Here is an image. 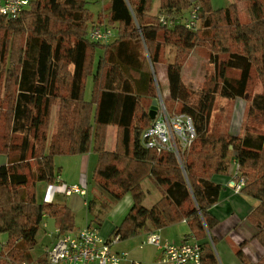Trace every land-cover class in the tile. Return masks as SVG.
<instances>
[{
    "label": "trees",
    "instance_id": "obj_1",
    "mask_svg": "<svg viewBox=\"0 0 264 264\" xmlns=\"http://www.w3.org/2000/svg\"><path fill=\"white\" fill-rule=\"evenodd\" d=\"M149 3L111 0L109 24L119 25V38L112 45L90 40V31L101 25L89 31L94 22L85 0H34L17 19L0 13V32L11 37L29 33L18 55L15 48L9 52L0 42V83L5 75L0 155L8 159L0 165V234L7 236L0 264H31L37 233L46 218L54 221L60 235L75 230V216L67 204L41 202L37 197L39 183L54 184L59 176L54 164L57 155L96 154L93 180L97 185L115 200L131 196L132 206L112 235L120 241L186 220L187 237L200 241L202 263L216 264L209 234L218 221L210 210L222 186L213 178L226 173L232 159L246 177L241 192L258 202L248 219L264 228V135L246 132L239 138L214 127L209 130L218 95L245 98L252 74L264 81V0H246L249 22L239 20L236 4L213 11L209 0H162L160 13L196 5L199 23L203 21L205 27L202 32L186 28L185 19L174 18L172 27L162 25L160 14L148 12ZM162 31L164 42L169 39L179 48L167 65L170 99L181 102L175 112L192 118L197 135L182 164L171 152L158 153L144 146L156 98L148 66L159 62ZM206 43L213 51L215 69L192 100L182 81L183 65L189 50ZM100 46L105 54L90 73L89 55H96ZM233 71L239 75L230 76ZM89 74H93L92 97L85 100ZM61 90L68 92L67 97ZM146 99L148 105L142 103ZM249 100L250 116L260 121L264 91ZM57 102L56 132L48 138ZM110 126L118 130L112 151L106 147ZM146 179L162 194L150 208L144 205Z\"/></svg>",
    "mask_w": 264,
    "mask_h": 264
},
{
    "label": "rangeland",
    "instance_id": "obj_2",
    "mask_svg": "<svg viewBox=\"0 0 264 264\" xmlns=\"http://www.w3.org/2000/svg\"><path fill=\"white\" fill-rule=\"evenodd\" d=\"M4 0H0V4L3 3ZM34 0H29V3ZM87 3V9L93 16V22L89 31L94 27L101 25L100 27H111L114 29V39L108 44L112 45L119 38V25L118 24H109V15H110V4L111 0H85ZM195 2V1H194ZM210 7L213 11L227 8L231 4H236L239 10V20L241 22H249V15L247 12L246 0H209ZM162 4V0H150L149 3V13L152 15L157 14H166L173 18H179L180 20H184L188 18L190 11L194 8L193 5L191 8L184 9L181 11H173L172 14H168L165 12H159ZM160 16V15H159ZM177 16V17H176ZM215 20V18H214ZM199 32L204 31L205 27H203V21L199 23ZM165 31L160 33V41L162 43V47L160 50V58L159 62L156 65H149L148 68L152 72L154 77V87L156 91L157 101V109L155 110V117L157 115L158 108L165 107L168 112L173 113L177 110L181 109V102L172 101L169 97H166L167 84L169 87V81L167 74H162L161 69H164L163 66H167L169 63H172L176 58L178 53V46L173 45L169 39L167 42H164L163 34ZM29 33H22L16 37H11L7 33L1 31L0 32V42L3 40L4 46L7 47V50H12L15 48V52L18 55L19 49H24L26 44L25 40L27 39ZM141 42V41H140ZM142 50H146L144 43H142ZM111 47L109 48V50ZM101 51V52H100ZM100 51H96V55L90 53L89 61L90 65H88L89 72H95V66L98 65L97 61L101 58V54H105V49H102L100 46ZM213 51L208 43L201 44L194 47L192 50H189L186 54L184 67L182 72V81L186 85L190 94H192V100H196L199 93L206 86V83L211 75L214 73V64L211 63V56ZM147 55V54H146ZM220 59L223 58V55L218 56ZM95 64V66H94ZM93 65V67H92ZM97 68V66H96ZM167 68V67H166ZM160 70V71H159ZM161 72V74H159ZM5 74V72H1ZM103 74V73H102ZM237 71L231 72L230 76L236 77L238 76ZM5 75L3 76V80L0 83V98L4 95L3 83H4ZM167 82V83H166ZM92 88H93V74H89L86 79V87L84 90V98L85 100H90L92 97ZM264 91V81L258 76V74H252L251 83L248 90V97L245 98H236V99H225L220 97L219 95L216 97V102L214 105L212 118L209 125V130L214 127L215 131H223L225 133L231 134L233 136L242 138L246 135V132H251L253 134L261 133L264 135V117H260V121H256L252 116H250V100L249 98L253 97L255 94ZM60 94L63 97H67V91H60ZM57 102L52 109L51 120L48 129V138H50L55 132L57 127V120L59 115L60 106ZM143 104L148 105L150 103L149 100H143ZM155 119V118H154ZM108 137V133H107ZM112 141V136L109 137V143ZM117 141V140H116ZM116 146V145H115ZM232 149V147H231ZM233 153V152H232ZM186 155V154H185ZM4 156L0 155V158ZM185 157V156H184ZM235 159H232L229 163L228 169L231 172V179L233 181V176L236 172L241 173L240 167L234 165ZM95 163V162H94ZM54 164L58 170H60L59 176L61 177H74L75 180L78 178V171L80 168V156L79 155H57L54 158ZM96 167V166H95ZM92 169L89 171V175H87L86 185H87V194L84 196V201H86L89 206V201H93V209L90 210L87 206L79 205L75 216V229L85 228L88 222L92 226H95L97 216L102 218V228H111L113 225V220H115L116 214L120 211H124L126 209L125 204L129 202V199L115 200L112 196L102 189L97 183L93 180ZM227 169V170H228ZM243 176V174H240ZM244 177V176H243ZM246 180V177H244ZM65 180V179H64ZM46 184V183H45ZM39 185V184H38ZM37 185V187H38ZM144 187L146 189V199L144 200L145 206H150L154 199H156L157 191L154 188H158L154 182L150 179L144 180ZM46 186L43 185L41 187V191L45 189ZM74 196V195H72ZM70 196V197H72ZM79 196V195H78ZM66 196L58 197L60 201H67L68 198ZM131 198V197H130ZM125 199V200H124ZM92 204V203H91ZM119 207V208H118ZM118 210L115 212V210ZM94 223V224H93ZM45 224H47V228H45ZM54 221L50 218H46L44 224L41 225L39 229V240H37V245L33 249L32 253L35 256H40L43 254L44 258H46V251L43 253L44 246H48L46 244H50L52 241L54 242V237H49L47 233L53 234L54 229ZM54 229V230H53ZM50 231V232H49ZM169 236H174V232L168 231ZM55 233V232H54ZM146 233H142L143 237L145 236L144 242L141 244L142 250L141 252H146V257L150 261V264H164V255L163 252L158 251L155 246H151L146 244L147 236ZM141 235V236H142ZM140 236V235H139ZM138 237V236H136ZM7 241V236L5 234H0V259L2 258L3 246ZM141 241V238L138 239ZM52 242V243H53ZM200 242V241H199ZM51 243V245H52ZM124 246V245H123ZM33 256V255H32ZM131 256V255H130ZM132 258V257H131ZM34 259V258H33ZM47 259V258H46ZM138 260V259H137ZM37 260H33L34 263ZM139 261V260H138ZM140 262V261H139ZM31 263V264H32ZM141 263V262H140ZM142 264V263H141Z\"/></svg>",
    "mask_w": 264,
    "mask_h": 264
},
{
    "label": "built area",
    "instance_id": "obj_3",
    "mask_svg": "<svg viewBox=\"0 0 264 264\" xmlns=\"http://www.w3.org/2000/svg\"><path fill=\"white\" fill-rule=\"evenodd\" d=\"M29 5V0H4L0 4V13L8 19H17ZM162 25L172 27L175 24L173 17L160 14ZM183 23L188 29H197L199 26L198 7L194 6ZM89 38L97 43H109L114 39V29L111 27H95L90 31ZM193 120L190 116L173 112L165 107H159L152 124L146 129L143 139L146 148H153L158 153L171 152L176 155L182 164L187 152L196 138ZM239 168V164L234 162ZM245 178L236 172L231 187L234 192L240 193ZM62 187L66 197L87 194L86 185H67L58 176L56 182ZM58 186V187H60ZM186 222V220H184ZM57 239L46 249L48 264H141L131 258L127 251L116 252L114 246L120 241L117 237H103L93 227L75 229L60 235L59 229L53 234ZM146 244L155 246L163 251L164 260L170 264H203L200 242L193 236L187 237L181 245L164 242L159 230L147 234Z\"/></svg>",
    "mask_w": 264,
    "mask_h": 264
},
{
    "label": "crops",
    "instance_id": "obj_4",
    "mask_svg": "<svg viewBox=\"0 0 264 264\" xmlns=\"http://www.w3.org/2000/svg\"><path fill=\"white\" fill-rule=\"evenodd\" d=\"M162 67L164 68L161 69L162 74H167V66L162 65ZM161 72H159V74H161ZM165 91L166 97H169L170 91L168 84ZM117 132L118 130L114 126H110L108 128L106 147L110 151L115 149ZM110 136H112V141L109 143ZM79 156L80 168L78 171V178H76L75 180L74 177L66 178L63 177V174L61 176V180L67 185H86V179L87 175H89V171L91 170V168H93V172L97 164V155L94 153H88ZM7 163L8 159L6 157L0 158V165ZM213 180L222 186V191L220 193L219 200L216 204L212 206L210 210L212 216H214L218 221L217 225L212 229L209 234L210 240H213V246L217 258L216 264H264V228H260L252 224L248 219L249 214L254 210L258 202L255 199L244 195L242 192H234L233 188L231 187L232 179L231 172L229 171V169L226 171V173L222 175L220 174L214 176ZM43 185H45L46 188L41 191V187ZM58 186L60 185L39 183L37 187L38 199L41 202L67 204L73 211L74 215H76L77 209L79 208L80 204L89 208V206L87 205L88 203L84 201V197L80 195L78 196L75 194L74 196L68 198L67 201L58 200V197L61 198L62 195L65 196L62 193V187ZM154 189H156L157 191V196L150 206H146L148 208H150L156 201H158L162 195L158 188ZM130 197L131 196L129 194L125 196V199H129V202L125 204L126 209L124 211L114 213L116 214V216L115 220H113V225L111 228H102V218L99 217L100 215L97 216L95 226L92 227L96 228L101 236L106 238L112 237L114 230L122 223L125 215L128 213L132 206L133 201ZM89 203H92V210L94 206L93 201H89ZM118 208L115 210V212L118 210ZM87 225L91 226L90 222H88ZM47 227V224H45V228ZM169 230L174 232V236H169ZM188 232L189 230L187 227V222L184 221H182V223L180 224L172 225L159 230L160 236L164 242H171L176 245H181L184 242L187 235L189 234ZM51 233H47V235L49 237H54V235ZM147 234L149 233H146L145 235L147 236ZM141 235L138 237L119 241L114 246V251H127L130 253L131 257L134 260L138 259L142 264H150V261L146 257V252L140 251L143 247L141 246V244L145 240V236L143 237V235ZM38 236L39 233H37V240H39ZM140 238L141 241H138V239ZM51 243L46 244L48 246H44L43 253L49 246H51ZM158 251L163 252L162 250ZM32 255L33 258L37 260L32 264H48L47 259L44 258L43 254L40 256H35L32 253ZM164 264L170 263L165 262L164 260Z\"/></svg>",
    "mask_w": 264,
    "mask_h": 264
},
{
    "label": "water",
    "instance_id": "obj_5",
    "mask_svg": "<svg viewBox=\"0 0 264 264\" xmlns=\"http://www.w3.org/2000/svg\"><path fill=\"white\" fill-rule=\"evenodd\" d=\"M156 105H157V101L154 100L153 103H152L153 108H152V111H151L153 119L155 118V114H153V112H155V110L157 109Z\"/></svg>",
    "mask_w": 264,
    "mask_h": 264
}]
</instances>
